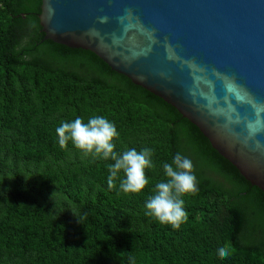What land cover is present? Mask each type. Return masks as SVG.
Wrapping results in <instances>:
<instances>
[{
	"label": "trees",
	"instance_id": "trees-1",
	"mask_svg": "<svg viewBox=\"0 0 264 264\" xmlns=\"http://www.w3.org/2000/svg\"><path fill=\"white\" fill-rule=\"evenodd\" d=\"M40 3L0 0V264H264V192L94 54L42 40ZM96 115L114 122L117 152L153 149L142 192L109 189L111 160L59 146L62 121ZM177 152L199 189L178 230L145 215Z\"/></svg>",
	"mask_w": 264,
	"mask_h": 264
},
{
	"label": "water",
	"instance_id": "water-1",
	"mask_svg": "<svg viewBox=\"0 0 264 264\" xmlns=\"http://www.w3.org/2000/svg\"><path fill=\"white\" fill-rule=\"evenodd\" d=\"M49 40L91 52L264 192V0H40Z\"/></svg>",
	"mask_w": 264,
	"mask_h": 264
},
{
	"label": "clouds",
	"instance_id": "clouds-1",
	"mask_svg": "<svg viewBox=\"0 0 264 264\" xmlns=\"http://www.w3.org/2000/svg\"><path fill=\"white\" fill-rule=\"evenodd\" d=\"M55 132L62 149L71 142L85 157L112 161L107 166L109 189L116 187L117 180L120 191L126 194L140 193L148 185L149 178L145 170L154 167L153 149L144 147L138 151L130 148L122 153L117 152L114 140L119 137V132L114 122L107 118L96 115L86 123L80 117L71 122L62 121ZM162 168L165 179L155 184L154 194L147 198L145 215L178 230L188 216L182 197L199 191L198 180L194 174L193 162L180 152L174 155L170 163L164 162ZM233 251L232 246L225 243L217 248V255L221 259H227ZM129 264H135L134 257L129 258Z\"/></svg>",
	"mask_w": 264,
	"mask_h": 264
}]
</instances>
